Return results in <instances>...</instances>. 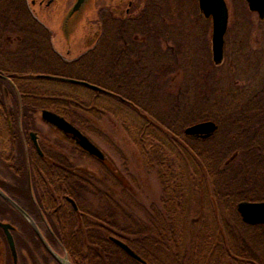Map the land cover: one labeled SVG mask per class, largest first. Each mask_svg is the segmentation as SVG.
<instances>
[{"label":"trees","instance_id":"obj_1","mask_svg":"<svg viewBox=\"0 0 264 264\" xmlns=\"http://www.w3.org/2000/svg\"><path fill=\"white\" fill-rule=\"evenodd\" d=\"M149 5L146 14L150 25L147 10L152 6ZM147 24L142 19L125 24L116 22L105 36L104 30L96 35L95 47L89 53L69 63L54 51L50 32L33 18L25 0H0V129L7 133L8 142L16 150L15 157L4 161L10 163L6 170L12 184L0 181V189L37 224L40 221L45 225L49 245L55 249L59 246L72 264H142L113 244L111 237L124 242L143 264L192 261L227 264L231 260L238 264H264V240L248 235L264 226L244 224L236 211L241 201H264V87L249 89L239 86L236 79L229 95L209 96L206 87L198 86L191 89L192 97H184L183 90L175 98L178 99L174 112L160 120L154 118L152 110L140 102L126 79L118 85L112 83L113 76L109 77L103 69L93 70L97 69L96 60L102 67L103 62L116 54L114 48L123 37L129 40L136 26L144 25L147 29ZM5 47L8 52L3 51ZM38 75L82 80L102 91L46 80ZM45 83L67 85L83 94L57 90ZM7 97L10 103H6ZM105 97L141 118L143 124L134 145L145 170L155 173L159 180L162 190L159 204L152 203L146 208L131 196L122 208L118 197L121 193H131V189L110 161H98L102 178L96 181V174L77 168L67 158L50 161L48 157L37 156L27 139V134L35 130L40 119L37 115L42 110L62 116L87 135L85 130L89 125L85 127L87 120L83 114L96 118L94 103ZM205 120L217 124L213 135L184 134L187 126ZM121 124L127 132L126 123L122 120ZM184 140L193 143L191 150L185 151ZM162 148L171 154L175 150L176 164L170 163V159L161 161ZM48 149L44 147L43 151L47 154ZM69 150L74 152L72 148ZM185 154L189 162L182 160ZM180 162L186 163L185 169ZM206 184L210 192L205 190ZM203 190L207 192L205 196L201 195ZM198 192L199 196H195ZM67 198L75 202L77 210ZM203 198L221 215L225 225L221 234L179 235L176 227L184 216L182 210L194 206L202 209ZM87 203L93 210L83 208ZM128 205L132 209L136 206L139 212L129 210ZM9 214L17 216V222L35 235L24 218L0 197L1 217ZM225 214L231 216L228 225L223 221ZM178 215H181L179 219ZM199 215L185 216L195 220ZM35 242L40 244L36 238Z\"/></svg>","mask_w":264,"mask_h":264},{"label":"rangeland","instance_id":"obj_2","mask_svg":"<svg viewBox=\"0 0 264 264\" xmlns=\"http://www.w3.org/2000/svg\"><path fill=\"white\" fill-rule=\"evenodd\" d=\"M100 1L85 0L81 9L65 21L61 19V15L66 12L64 7L53 8L46 14L44 7L39 8L37 5H31L30 0H27L26 4L30 8L31 14L40 19L51 30V45L54 51L63 60L71 63L95 47L93 46L94 38L99 32L102 33L104 30L103 36H105V33L110 31L115 24L108 21L109 13L105 11L109 0L101 1L104 10L100 12L99 18H101L94 21L96 3L98 4ZM145 1L139 2L138 0L136 2L137 7L144 5ZM225 1L228 6L229 20L225 35L224 60L221 64L214 65L212 61V25L210 19L204 18L201 14L197 0H154L149 5L152 6V9L147 10L151 17L150 25L148 22H144V24L148 23L147 29L144 25H138L131 31L133 36L141 30L145 32L147 34L146 41H142V34L136 39L132 36L129 41L125 37L118 46L113 47L117 55L114 54L113 57L108 58V62H103L102 67H99V62L96 60L94 66L97 69H92L96 71L103 69L109 77L113 76L112 83L115 82L118 85L123 79H126L127 84L133 85L132 89L136 91L140 102L145 105L147 110H152V116L158 117L159 120L174 112L176 107L174 104L178 99L175 98L183 90L185 91L184 97L191 96V89L198 86L206 87L208 89L206 95L209 96L229 95L236 79L239 86L249 89L258 86V89H262L264 87V20H260L255 13L248 10L245 0ZM125 8L126 3L122 4L121 10L124 12ZM3 51L8 52L7 47ZM242 79L247 80L246 82L238 81ZM45 85L52 86L57 90H72L74 93L83 94L82 91L72 89L67 85L57 83H45ZM6 103H10L8 97ZM94 106L97 110L96 118L83 114L87 120L85 127L86 124L89 125L85 133L104 153L106 159L114 165L120 177L126 181L131 189V193L119 195L121 207L124 208L123 202L125 200L128 202L131 196H134L146 208H149L152 203L159 204L162 194L159 180L155 173H148L145 170L134 145L137 132L143 124L139 120L141 118L137 117L131 110L128 111L119 102L107 97L98 99ZM39 115L40 113L37 116ZM122 120L126 123L127 132L121 124ZM34 131L40 135L44 145L50 143V145L64 146L63 144H65L68 153L69 148L73 149L75 146L70 138L63 137L52 126L42 122L39 118L36 121ZM6 134L3 129H0V181L12 184V179L6 170L10 163L7 162V165L4 161L10 156L13 157L16 150L8 142ZM27 139L31 144L28 134ZM231 139L236 141L235 137ZM182 144L186 151L191 150L190 145L193 143L184 140ZM174 152L175 150H172L171 154V151L166 148L160 149L161 161L170 159V163L176 164L177 158L173 154ZM184 157L182 160L188 158L187 154ZM187 162H189L188 159ZM75 164L79 169L96 174V181L102 178L101 165L84 153L75 158ZM185 164L180 162L183 169H185ZM161 166L163 168L164 164ZM254 179L259 180L256 177ZM180 180L184 182L185 179L181 177ZM205 190L210 192L207 184ZM205 190L202 191V196L206 195ZM195 196H199V192ZM83 208L93 210L88 203L84 204ZM127 208L132 209L129 205ZM212 208L215 206L203 198L202 209L194 206L188 210H182L184 216L180 220L181 215H178L179 223L176 227V230L180 232L179 235L189 232H191L189 236L196 235L197 232H203L202 237L204 234L205 237L220 235L225 225L218 210H212ZM132 210L136 213L139 212L136 206ZM196 213L200 214L197 219L189 220L186 218L188 214ZM19 215L25 219L22 214L19 213ZM226 215L225 218L223 216V221L228 225L231 223L229 220L231 216ZM17 219L18 217L14 214L3 217L0 215V222H7L13 226L12 235L16 248L14 262L3 231L0 229V264H59L47 251L35 231L33 230L36 236L28 228L21 226ZM198 219H200L199 222H197ZM38 225L42 236L45 237V225L40 221ZM236 235H238L237 231ZM248 235L264 240V227L250 231ZM35 238L40 241L41 245L35 242ZM46 242L48 243L47 240ZM57 247L56 249L50 248L55 255L64 260L63 250L59 246ZM262 252L264 253V251ZM215 262L219 261L216 260ZM190 264L195 263L192 261ZM227 264L238 263L231 260V262L227 261Z\"/></svg>","mask_w":264,"mask_h":264},{"label":"water","instance_id":"obj_3","mask_svg":"<svg viewBox=\"0 0 264 264\" xmlns=\"http://www.w3.org/2000/svg\"><path fill=\"white\" fill-rule=\"evenodd\" d=\"M247 3L248 10L252 13H256L258 18L264 19V0H245ZM84 0H77L75 5L72 7L71 14L80 10L83 5ZM199 10L205 18H209L212 24V33H211V53L212 60L215 64H219L223 59L224 53V37L227 32L228 20H229V11L228 6L225 0H198ZM38 78H45L48 80L60 81L68 84L82 86L84 88L90 89L92 91L101 92L102 90L88 82L75 80L65 77H56L51 75H38ZM41 120L45 123L55 127L57 130L70 136L73 140L76 141V144L90 156H93L99 160H103L104 156L100 149L94 145L90 139L80 132L76 127L70 124L61 116L48 111L43 110L41 112ZM216 130V124L213 121H203L187 126L184 129V133L187 136H209L213 134ZM32 141L37 147L36 138L33 133L30 134ZM0 195L9 201L16 209H18L23 215L26 214L15 204L13 203L6 195L0 191ZM73 207L76 208L74 202L69 200ZM237 212L239 213L242 221L248 225H264V201L263 202H247L242 201L237 205ZM27 217V216H26ZM12 226L8 223L0 222V229H2L5 239L7 241L10 253L13 259H16V250L14 245V240L10 230ZM35 231L39 235L40 239L43 241L46 248L52 254V256L60 263L65 264L61 259L57 257L48 247V245L43 240L42 236L39 234L38 230L34 227ZM110 240L120 248L126 255L130 258L144 263L141 258L134 253L125 243L121 240L111 237ZM67 262V261H66ZM67 264H70L67 262Z\"/></svg>","mask_w":264,"mask_h":264},{"label":"flooded vegetation","instance_id":"obj_4","mask_svg":"<svg viewBox=\"0 0 264 264\" xmlns=\"http://www.w3.org/2000/svg\"><path fill=\"white\" fill-rule=\"evenodd\" d=\"M27 1V0H26ZM75 0H30L31 5H37L39 8L44 7V11L47 13H49V11L56 9L57 7H64L66 12H64L63 15H61V19H63V21L67 20L70 16H68V11L70 10V8L72 7L73 3ZM85 1V0H84ZM141 0H139L140 2ZM154 0H152L150 2V0H146L144 2V5H140V7H137V3L138 0H109L108 1V7H107V11L109 13L108 15V21L111 23H121V24H125V23H133V22H137L139 19H142L143 22H148L149 18L147 19V14L145 13L146 11V6L148 4H151ZM126 3V8L125 11L123 12L121 10L122 8V4ZM96 11H95V19H100L99 15L100 12H102L103 9V5L101 2H98V4L96 3ZM117 15H114L116 14ZM134 13V15H133ZM146 27V26H145ZM116 34V33H115ZM114 34V35H115ZM142 34V41L145 42L146 41V33L143 32L142 30L135 34L133 37L136 39L139 37V35ZM123 39H125V37H123ZM130 40V39H129ZM128 40V41H129ZM55 129V128H54ZM56 131H58L57 129H55ZM61 135H63V137H68L66 135H64L62 132L58 131ZM36 142L38 144L39 150H36L32 140L30 139V141L32 142V146L35 149V154L39 157H48V159L50 161H56L57 159L61 160V159H65V160H69L71 163H74V166H76L75 164V158L77 156L82 155L83 153L86 154L85 152H83L75 143L73 146L74 152L68 153L67 152V146L65 144H63L64 146H57V145H44L42 142V139H40V135L36 134ZM69 138V137H68ZM50 140V139H49ZM49 142V141H48ZM74 142V141H73ZM44 146L46 148H50L48 149L49 151H47L48 153L46 154L43 149ZM66 147V148H65ZM43 148V149H42ZM71 149V148H69ZM46 151V150H45ZM83 152V153H82ZM79 153V154H78ZM47 155V156H46ZM88 157H90L88 154H86ZM67 158V159H66ZM92 158V157H91ZM93 159V158H92ZM95 159V158H94ZM97 160V159H95ZM78 168V167H77Z\"/></svg>","mask_w":264,"mask_h":264},{"label":"bare ground","instance_id":"obj_5","mask_svg":"<svg viewBox=\"0 0 264 264\" xmlns=\"http://www.w3.org/2000/svg\"><path fill=\"white\" fill-rule=\"evenodd\" d=\"M49 247H51V246H49ZM50 250H51V248H49ZM52 251V250H51ZM52 252H54V251H52ZM63 262L65 263V264H67V262H66V260H63Z\"/></svg>","mask_w":264,"mask_h":264}]
</instances>
